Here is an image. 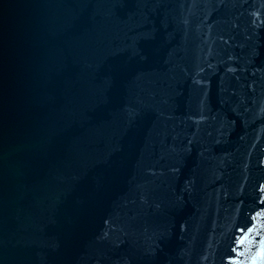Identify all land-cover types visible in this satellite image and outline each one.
<instances>
[{
  "label": "water",
  "instance_id": "obj_1",
  "mask_svg": "<svg viewBox=\"0 0 264 264\" xmlns=\"http://www.w3.org/2000/svg\"><path fill=\"white\" fill-rule=\"evenodd\" d=\"M0 264H264V0H0Z\"/></svg>",
  "mask_w": 264,
  "mask_h": 264
}]
</instances>
